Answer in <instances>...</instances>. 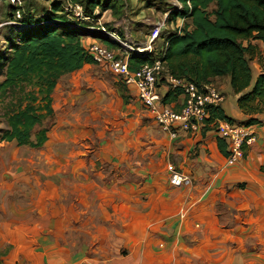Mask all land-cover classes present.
I'll use <instances>...</instances> for the list:
<instances>
[{
	"label": "crops",
	"instance_id": "crops-1",
	"mask_svg": "<svg viewBox=\"0 0 264 264\" xmlns=\"http://www.w3.org/2000/svg\"><path fill=\"white\" fill-rule=\"evenodd\" d=\"M93 71L109 73L58 81L42 147L0 143V264H264V115L227 165L212 125L171 139L133 87ZM168 165L187 181L171 186Z\"/></svg>",
	"mask_w": 264,
	"mask_h": 264
},
{
	"label": "trees",
	"instance_id": "trees-1",
	"mask_svg": "<svg viewBox=\"0 0 264 264\" xmlns=\"http://www.w3.org/2000/svg\"><path fill=\"white\" fill-rule=\"evenodd\" d=\"M64 1L80 6L85 17L96 11L98 16L110 11L119 19L123 7L121 0ZM159 2L164 4L163 0ZM178 2L181 8H174L166 18L171 29L164 26L157 38L158 47L150 54L130 52L129 70L134 72L160 60L167 74L194 83L200 90L212 86L215 78L228 77L233 94L238 96L236 106L246 118L239 124L262 125L258 117L264 115V54L258 43L264 45V0ZM49 4L50 9L40 17L23 14L21 23L25 28L14 33L8 49L0 53V98L9 99L7 129L0 133V143L15 141L18 146L42 147L49 129L43 123L53 116L51 95L58 81L85 64L94 63L83 40L92 37L108 49H117L118 44L102 31L67 21L60 0ZM19 10L9 6V18L15 19ZM177 20L182 21L179 29ZM253 60L261 70L254 80L250 65ZM161 82L166 84L164 79ZM181 94L180 89L168 87L162 103L170 105ZM13 99L16 103H12ZM210 114L212 120L237 123L225 116L220 106L213 107ZM218 148L228 156L223 140L219 139Z\"/></svg>",
	"mask_w": 264,
	"mask_h": 264
},
{
	"label": "built area",
	"instance_id": "built-area-1",
	"mask_svg": "<svg viewBox=\"0 0 264 264\" xmlns=\"http://www.w3.org/2000/svg\"><path fill=\"white\" fill-rule=\"evenodd\" d=\"M178 1L176 0L177 9L181 8ZM73 8L82 12L78 5H73ZM176 22L179 29L182 21L177 20ZM164 26L165 24L162 23L155 28L153 33L148 36L147 44L144 47L128 45L125 41L122 42L115 33L106 32L102 28V33L113 38L114 40H112L118 44L117 49H108L97 40L91 41L85 49L94 64L119 77L124 85L136 90L138 101L146 108L162 133L175 139L180 132L198 135L204 127L212 125L217 136L226 142L227 165L237 163L243 157V145L253 142L254 136L251 127L210 118V110L220 106L224 101L223 93L212 86H206L200 90L194 83L167 74L160 60L155 61L152 65H144L134 72L129 70L128 56L130 52L142 55L153 52V43L165 28ZM162 79L166 84H162ZM162 87L165 89L171 87L182 91L183 103L180 110H174L169 105L162 103L163 95L158 91ZM167 171L169 172L168 182L173 187L180 186L188 179L187 176L177 172L173 165H168Z\"/></svg>",
	"mask_w": 264,
	"mask_h": 264
},
{
	"label": "rangeland",
	"instance_id": "rangeland-1",
	"mask_svg": "<svg viewBox=\"0 0 264 264\" xmlns=\"http://www.w3.org/2000/svg\"><path fill=\"white\" fill-rule=\"evenodd\" d=\"M51 1L52 0H0V53H4V51L8 49L9 38H14V33L25 28L23 27V23H21L23 14L24 17L30 15L40 17V14H42L43 11L45 12L50 9L49 3ZM121 1L123 7L121 14L119 15V19H115L110 11L104 12L99 16L97 15L98 12L96 11L91 17H85L84 13L73 8V4L64 0H60V3H62L63 13L67 21L78 23V25L84 26L86 28L88 27L87 29H90L91 31L101 32V29L104 27L106 32L115 33L120 38V40H122V42L125 41L128 45H139L140 47H144L147 44L146 40L148 36L153 33L158 25L160 26V24L164 23L166 24L165 26L167 29H171V26L166 23V18L168 17L170 11L178 7L176 0H163V5H159V0H152L150 2H148V0ZM146 1L148 3H146ZM9 6L12 8H20V10L15 14V19L13 20H11L7 14L9 12ZM163 31L164 30H162V32ZM106 36L109 39H113L108 35ZM158 44L159 40L156 39L152 46L153 50L155 47H158ZM251 68H253L254 71V79L257 69L256 67ZM93 73L97 76L100 75V79H103L112 85L115 84V76L112 74L105 72L97 73L94 71ZM67 79H69V77L61 78L60 84L64 85ZM1 81L2 77L0 78V82ZM211 85L220 92L222 91L215 85ZM162 88L158 90L159 94L165 92V88ZM222 92L225 97L222 106L224 107L225 111L230 114L231 111L237 109L236 97L233 94L230 86H226ZM8 101V98L6 100H1L0 98V133L7 129L5 114ZM12 103H16V100L13 99ZM51 124V121L47 120L43 123V127H49ZM37 129L38 128H36L35 131H37Z\"/></svg>",
	"mask_w": 264,
	"mask_h": 264
}]
</instances>
